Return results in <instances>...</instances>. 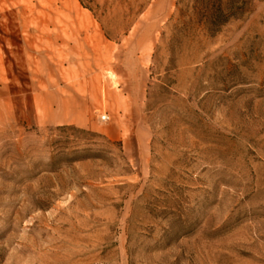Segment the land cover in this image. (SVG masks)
Here are the masks:
<instances>
[{"label": "rangeland", "instance_id": "obj_1", "mask_svg": "<svg viewBox=\"0 0 264 264\" xmlns=\"http://www.w3.org/2000/svg\"><path fill=\"white\" fill-rule=\"evenodd\" d=\"M0 264H264V0H0Z\"/></svg>", "mask_w": 264, "mask_h": 264}, {"label": "trees", "instance_id": "obj_2", "mask_svg": "<svg viewBox=\"0 0 264 264\" xmlns=\"http://www.w3.org/2000/svg\"><path fill=\"white\" fill-rule=\"evenodd\" d=\"M230 9V7H224L222 5V2L220 1L216 9L214 10V13L212 12L213 14L208 16L209 18L207 19V23L209 25V29L214 30V27L226 22L228 19V13H230Z\"/></svg>", "mask_w": 264, "mask_h": 264}]
</instances>
